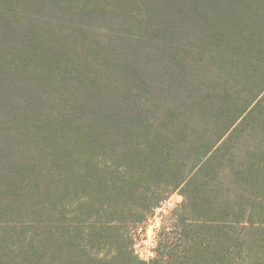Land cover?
<instances>
[{"label":"trees","instance_id":"1","mask_svg":"<svg viewBox=\"0 0 264 264\" xmlns=\"http://www.w3.org/2000/svg\"><path fill=\"white\" fill-rule=\"evenodd\" d=\"M35 164L109 229L149 190L161 197L140 211L178 193L183 226L216 229L209 264H241L236 225L264 220V0H0V193ZM86 236L106 250L105 231ZM193 243L82 264H201Z\"/></svg>","mask_w":264,"mask_h":264},{"label":"rangeland","instance_id":"2","mask_svg":"<svg viewBox=\"0 0 264 264\" xmlns=\"http://www.w3.org/2000/svg\"><path fill=\"white\" fill-rule=\"evenodd\" d=\"M106 32L99 30L97 34L103 39ZM156 93L161 96L160 91ZM243 154L244 148H239L236 157ZM32 168L43 175L40 186H35L30 176ZM47 174L45 164H35L23 173L15 192L9 196L0 193V264H82L87 254H106L111 258L119 247L129 251L130 245L133 255L150 263L161 258V254L172 258L171 254L180 253L177 249L189 250L197 237L203 244L197 247L204 251L200 263L209 264L210 257L206 253L212 239L216 238V229L190 218L188 223L194 227L183 226L180 222L183 197L180 194L174 193L147 212L140 211L135 203L149 205L161 197V191L151 189L145 201L127 203L123 213L117 216L120 220L112 223V229H109L107 217L101 214L100 208L86 209L82 206L85 198L74 195L67 184L53 180ZM222 182L220 187L225 195L231 192L229 186L234 190V185L228 182L223 185ZM48 189L51 193L45 192ZM263 209L260 206L259 212ZM90 214L93 216L88 217ZM259 222L254 228L248 223L236 225L234 234L239 246L231 249V253L241 264H264V220L260 218ZM102 223L103 230L99 229ZM101 231L109 238L106 250L98 254L92 249L83 250L85 240L92 239L86 235ZM93 241L96 239L89 242Z\"/></svg>","mask_w":264,"mask_h":264}]
</instances>
